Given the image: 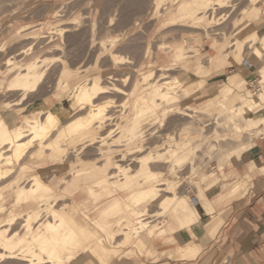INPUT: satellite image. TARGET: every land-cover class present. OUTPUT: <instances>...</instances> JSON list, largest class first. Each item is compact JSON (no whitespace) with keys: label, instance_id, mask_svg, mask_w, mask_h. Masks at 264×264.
Segmentation results:
<instances>
[{"label":"bare ground","instance_id":"bare-ground-1","mask_svg":"<svg viewBox=\"0 0 264 264\" xmlns=\"http://www.w3.org/2000/svg\"><path fill=\"white\" fill-rule=\"evenodd\" d=\"M38 1L0 0V26L13 29L2 42H26L10 55L0 47L7 52L0 92L16 95L0 100V264H73L82 254L101 264L123 245L129 253L155 255L156 237L174 242L178 230L214 225L215 204L242 189L216 176L227 165L245 164L247 178L258 170L255 182L264 186V164L250 160L246 142L264 133V113L253 112L264 104V19H254L264 14V0H245L243 23L221 43L207 24L216 9L232 7L230 0H126L134 4L129 11L117 6L122 0H104L105 20L90 0L91 9L78 16L71 9L67 17L57 9L63 0ZM83 18L87 43L81 36L74 44V23ZM173 26L180 27L177 40L169 38ZM186 26L206 27L202 33L216 50L207 61L190 54ZM228 64L236 72L206 96V77ZM245 72L258 84L255 93L245 91ZM50 77L51 95L38 94ZM205 114L218 121L210 130ZM203 155L215 158L217 169L181 188L172 178L199 175ZM183 165L187 171L179 173ZM226 175L241 174L233 168ZM189 191L207 223H199ZM202 245L175 243L174 249L194 259Z\"/></svg>","mask_w":264,"mask_h":264},{"label":"rangeland","instance_id":"rangeland-1","mask_svg":"<svg viewBox=\"0 0 264 264\" xmlns=\"http://www.w3.org/2000/svg\"><path fill=\"white\" fill-rule=\"evenodd\" d=\"M44 0H41V1H38L37 3H41V2H43ZM84 1H86L85 3H84ZM87 1L88 0H80V2H79V0H63L62 2H63V4L64 5H62V7L60 6V7H58L57 9H61L62 8V10H63V14L65 15V17H67L69 14H71V13H73V14H71V15H73V16H75V15H79L80 14V12L82 11V12H86V11H88L89 9H91V5L89 4V3H87ZM90 1H92L93 3H95V6H97V13H96V17L98 18V19H106V15H107V11H109V8H110V6L108 7H106L105 5H103L104 4V0H90ZM149 1V0H148ZM152 1V0H151ZM66 4H65V3ZM79 2V3H78ZM150 2V1H149ZM245 2V0H230L229 2H227V5L228 4H233L232 5V7H229V6H225V7H222V8H218V9H216L215 10V13H214V18L213 19H210V20H208L209 21V23L207 24V26H208V31L209 30H211V32L212 33H214L213 35H212V38H213V40L214 41H217L218 43H221L225 38H231L232 37V32H234V30L237 28V27H239L242 23H243V21H242V19H240V17H241V15L239 14V9H240V7H242L243 5H245L246 4V2ZM57 3L58 2H54V4H56L57 5ZM82 3H84L85 4V6L83 5L82 6ZM119 3H121L120 5H119ZM128 3V4H127ZM71 4H73V5H71ZM87 4H89V5H87ZM118 5V7L120 6V7H122L123 8V6H124V9L126 10V8L128 9V11L129 10H132L133 8H134V4L132 3V2H127L126 0H122L121 2L120 1H118V3H117ZM126 6H125V5ZM75 5H76V7H75ZM101 5H103L102 7H101ZM123 5V6H122ZM64 6H66V8L64 7ZM68 6V7H67ZM69 6H71L72 8H70ZM74 6V7H73ZM80 6V7H79ZM132 7V9H131V7ZM104 7V8H103ZM63 8H65V9H63ZM69 8H70V12H69ZM107 8H108V10H107ZM71 9H72V11H71ZM85 9V10H84ZM86 9H88V10H86ZM100 9H102V11H100ZM105 11H104V10ZM65 10V11H64ZM107 10V11H106ZM67 11V12H66ZM127 11V10H126ZM81 12V13H82ZM104 12H106V13H104ZM102 13V14H101ZM104 13V14H103ZM101 16H103V17H101ZM67 15V16H66ZM71 15H69V16H71ZM106 17H105V16ZM206 18H208L209 17V11L204 15ZM100 17V18H99ZM86 19L87 18H83L82 20L83 21H81L79 24H81L82 25V27H81V25H79L78 23H74V29L76 30V31H72V34H74V44L76 43V41L77 40H79V39H81V36H84V41L82 42L84 45L87 43V40H85L86 38H87V30H88V22H85L84 23V21H86ZM104 19V20H105ZM254 19H259L260 21V23H262L263 22V19H264V14H258L257 16H255L254 17ZM237 20V22L235 23V24H233L235 21ZM259 22H258V24H259ZM78 24V25H77ZM76 25H77V27H76ZM85 25V26H84ZM187 25H191V22H187ZM188 27V28H187ZM3 28V29H2ZM6 27L4 26V25H1L0 26V45H1V43H3L2 42V40L4 39V38H9L12 34H13V29H10V28H6ZM79 29V30H77V29ZM173 29V31L171 30V36L169 37V38H171V39H173V36L175 35H177V37H176V39H174V40H177V38H178V36H179V34H180V27H178V26H173L172 27ZM201 28V29H200ZM206 31L207 29H206V27H204V26H199V28H195V27H189V26H186L184 29H185V31H187L186 32V38H187V42H190L189 44H188V46H189V48H188V50H190V51H192L190 54L191 55H194V53H196V52H200L198 55L200 56V57H202L203 59H202V61H207V58H209V55L208 54H206V51L205 50H202V45L204 44V43H208L209 44V41L212 39V38H210V40L208 39L207 40V38H206V36H205V31H204V33H202V31H203V29ZM3 30V31H2ZM5 30H6V32H5ZM85 30H86V32H85ZM77 31H79V32H77ZM82 31V32H81ZM12 32V33H11ZM74 32V33H73ZM80 33L79 34V36L77 35L76 36V34L77 33ZM173 32V33H172ZM5 33V34H4ZM86 34V36H85V34ZM174 34V35H173ZM8 35H10V36H8ZM194 35H195V37H194ZM175 36H174V38H175ZM73 37V36H72ZM72 37H71V39H72ZM78 37V38H77ZM83 38V37H82ZM195 38V39H194ZM19 43L18 44H16L17 42L15 41L13 44H8V45H10V47H9V49L7 48L8 47V45H7V47H6V44H4L3 43V45H1L0 47L2 48V49H5L7 52H8V54H7V52H6V54L7 55H10L14 50H12V49H18V47L20 48V46L19 45H21V47H22V45H25V41L23 40H21V42H20V40H17ZM81 41V40H80ZM234 41V40H233ZM86 42V43H85ZM24 43V44H23ZM232 43V42H231ZM12 45H16V48H14L15 46H12ZM198 46V47H197ZM12 47V48H11ZM1 48H0V63H1V65L3 64V61H4V57H5V50H4V53H3V50H1ZM197 50H196V49ZM11 49V50H10ZM201 49V50H200ZM195 50V51H194ZM243 51V50H242ZM2 53V54H1ZM248 53H249V50L248 49H246V46H245V49H244V53H243V57H247V55H248ZM242 56H240V58L242 57ZM22 59H24V57L22 58ZM25 59H26V57H25ZM3 60V61H2ZM0 65V66H1ZM4 65V67H5V64H3ZM2 68V69H1ZM0 69L1 70H3L4 68L1 66L0 67ZM253 69H255V67L254 66H252L251 67V70H253ZM214 72H217V71H214ZM235 73V72H234ZM233 73V74H234ZM231 75H229L228 77H230ZM246 81H245V91L248 93H255L257 90H258V84L256 83V81H255V78L253 77V75L250 73V72H245L244 73V77H243ZM50 80V81H49ZM48 81H49V83H48ZM52 81H53V78L52 77H50V78H47V81H46V79H44V81H43V83H42V87H41V89L38 91V94H42V95H47V94H50L51 95V92H53V87H52V85H53V83H52ZM46 82V83H45ZM49 85H48V84ZM51 84V85H50ZM248 85H251V87L250 86H248ZM51 86V87H50ZM46 87H48V88H46ZM50 87V88H49ZM46 90H45V89ZM52 88V89H51ZM50 91V92H49ZM3 92V93H2ZM44 94H43V93ZM49 92V93H48ZM1 93H2V95H1ZM6 93V94H5ZM45 93H47V94H45ZM6 95V98H5V95ZM10 95V96H9ZM41 95V97L40 98H38V99H34V103H37L38 101L40 102L41 101V99H43V96ZM53 95V94H52ZM0 96L2 97H0V100L2 101V100H11V99H13V98H15L16 97V95L15 94H13V92L11 93V92H5L4 90L3 91H1L0 92ZM13 98H12V97ZM7 97H8V99H7ZM11 98V99H10ZM66 102H64V106H65V108H67V109H69L70 108V101L68 100V98L66 97V100H65ZM30 110H31V108H27L23 113H26V114H28L29 112H30ZM219 115L221 114V111L218 113ZM207 115V116H206ZM209 115H211L212 116V114H205V117H207V118H205L204 117V115H203V118L202 119H207V120H205V122H204V120H201V124L203 123L204 125H205V123H207V121H208V127H206V126H204V129H206V130H208V128L210 127H212L213 125H215V124H217L218 123V121H220V122H222L221 121V119H222V117H221V115L219 116V119H218V121L216 120V122L214 121L215 120V118H213V117H211V116H209ZM210 117L211 118H213V119H210ZM209 120H210V122H209ZM211 121H214L215 122V124L214 123H212ZM179 121L177 120V118H175L173 121H172V123L167 127V129H172V128H174V126L178 123ZM219 122V123H220ZM203 124H202V126H203ZM212 124V125H211ZM210 128H209V130H210ZM240 130L241 131H243V132H245V130L243 129V127H241L240 128ZM260 136V135H259ZM211 138H213V139H219V138H221V137H213V136H211ZM256 152H257V149H253V153H254V155L256 154ZM204 156V157H203ZM203 156H200L199 157V160H198V163H199V161H203L204 163H202V162H200V164L202 165V169H201V172L199 173V175H197V176H195V177H190V178H188L186 181L184 180L185 178H184V176L181 174V178H172L173 180H179L178 181V183L180 184V187L182 188L183 187V185L185 184V183H188V182H191L192 180H196V179H199L200 178V176H201V173L203 172V173H209V172H211V171H213V170H216L217 169V161H216V159L215 158H212V159H208V158H206V156L205 155H203ZM203 157V158H202ZM201 158V159H200ZM208 159V160H207ZM255 159H257V158H255ZM205 160H206V162H205ZM207 163V164H206ZM204 164V165H203ZM261 164H264V163H261ZM210 165V166H209ZM184 166H185V168H184ZM232 168V164H229V165H227L226 167H225V170H224V174H217L216 176H218V178H221V180H230V181H234L235 183H239V184H242V189H240V190H238L236 193H233V194H230L229 196H223V198L221 199V200H219L216 204H215V210H216V206L217 205H220V204H222V203H226V202H228V201H230V200H232V199H234V198H237V197H240V196H242V195H245L246 193H248V191L250 190V188L252 187V183H253V180L254 179H257V176H259L261 173L258 171V170H254L252 173L255 175V176H253V178H251V176L249 177V178H240L239 176H227L226 175V169H228V168ZM205 168H207V169H205ZM178 169H181V167L180 168H178ZM182 169L183 170H180L179 171V173H185L186 171H187V167H186V165H183V167H182ZM206 171H205V170ZM52 169L51 170H49L48 171V175H50V173H52ZM58 174H60V173H56V175H55V177L57 178V177H59L60 175H58ZM180 175V174H179ZM191 179V180H190ZM185 181V182H184ZM183 182V183H182ZM252 190V192H255L256 191V187H254L253 189H251ZM211 195V194H210ZM85 198V194H80V199L82 200V199H84ZM95 203V202H94ZM94 203H93V201L91 200V198L88 200V203H87V207H89V208H91V209H93V206H94ZM10 204V203H9ZM9 205H8V201H7V203H6V205H5V207H8ZM83 208V207H82ZM84 209V208H83ZM90 212V211H89ZM216 213V212H215ZM219 218L220 219V216H217L216 214H215V217H214V222H215V220H216V218ZM202 231V233L204 232V231H206V237L205 238H211V237H213L214 235H215V228H214V225L212 226V227H208V229L207 230H201ZM177 232V231H176ZM166 236H164V237H161V238H159V237H156L153 241H152V245H154V246H156L157 244H158V246H160V248L159 249H156V253H155V255L154 256H152V255H146V254H144V253H141V252H139V253H137V254H135V252H127V251H125L124 249L127 247V245H123V247H121L120 249H121V252L119 253V254H115V255H111V256H105V262H101V264H117L116 263V261L117 260H119L118 261V263H120V264H129L128 262H129V259H130V257L132 258V256L134 257V258H136V261L138 262V263H142V262H145V264H167L166 263V256L167 257H172V258H178V259H184L183 257H180L179 256V254L176 252V250L175 249H173L172 251H168V250H166ZM108 246H110V245H112V243H111V240L109 241V243H108V241H106L105 242ZM203 247H204V244L201 246V249H203ZM87 261L88 262V260H89V262L90 263H95V264H99L98 262H97V260H95V259H93L92 257H88V258H86L83 254L82 255H80L79 257H77V259L75 260V263H73V264H79V262L80 261ZM186 260H192L191 258L190 259H186ZM86 261L85 262H83L84 264H86ZM80 264H82V263H80ZM225 264V263H224Z\"/></svg>","mask_w":264,"mask_h":264},{"label":"crops","instance_id":"crops-1","mask_svg":"<svg viewBox=\"0 0 264 264\" xmlns=\"http://www.w3.org/2000/svg\"><path fill=\"white\" fill-rule=\"evenodd\" d=\"M202 50H205L206 54L208 55H213L216 52L215 48L208 43H204L202 45ZM245 63L247 64V68L249 70H251L252 66L255 67L254 64L248 62L247 60H245ZM234 72H236V68L231 64H228L223 66L220 71L209 74V76L206 77V96H209L208 92L211 89L210 87H216L229 75L232 76ZM248 86L251 87V85ZM253 112L264 113V104L259 106V108L255 109ZM246 142L247 145L252 147V149H257L255 155L252 153L250 160H258L260 163H264V133H262L260 136H257L256 139L251 141L247 140ZM242 164L243 163H239L237 166L232 165V168L230 167L226 169L225 172L227 173L229 169L234 168L241 174L240 178H244L246 169L243 166L245 164ZM253 176L255 175L252 173L251 178H253ZM255 181L256 179L253 180L252 187L245 195L216 206L215 212L217 216H220V219L217 217L214 222L215 235L213 237L205 238L206 231L202 233L197 225L192 227V232L186 229L175 232L173 234V238L176 244H186L188 242L201 241L204 244V247L192 260L166 256V263L264 264V186L258 187ZM254 187H256V191L252 192L251 189ZM188 193L194 199V203L197 202L194 205L199 211V223H207L210 218L209 215L204 212L198 201L195 199L194 192L189 191ZM174 242H166V250L172 251L175 246ZM153 247H156L157 249L160 248L158 244L156 246L153 245ZM118 261L119 260H117L116 263L120 264ZM145 262L138 263L136 258L132 256V258L130 257L128 263L145 264ZM86 264L95 263H90L88 260V262L86 261Z\"/></svg>","mask_w":264,"mask_h":264}]
</instances>
